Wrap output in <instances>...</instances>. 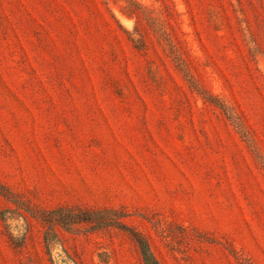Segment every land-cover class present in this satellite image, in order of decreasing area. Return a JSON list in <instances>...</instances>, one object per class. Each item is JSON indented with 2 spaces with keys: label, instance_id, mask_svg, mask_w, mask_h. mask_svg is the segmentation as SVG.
<instances>
[{
  "label": "rangeland",
  "instance_id": "rangeland-1",
  "mask_svg": "<svg viewBox=\"0 0 264 264\" xmlns=\"http://www.w3.org/2000/svg\"><path fill=\"white\" fill-rule=\"evenodd\" d=\"M232 109L241 126L207 97ZM264 264V0H0V264Z\"/></svg>",
  "mask_w": 264,
  "mask_h": 264
},
{
  "label": "trees",
  "instance_id": "trees-1",
  "mask_svg": "<svg viewBox=\"0 0 264 264\" xmlns=\"http://www.w3.org/2000/svg\"><path fill=\"white\" fill-rule=\"evenodd\" d=\"M207 99L218 106L237 126H241L238 117L231 112L232 109L230 107L223 104L218 98L208 96ZM124 217H126V214L118 210L86 211L76 208H58L43 213L41 215V220L48 226V231L45 235V240L48 245L53 242V228H56V226L66 230H74L82 224L91 225L94 229L116 227L128 232L132 236L139 248L143 264H160L151 250L148 240L142 234L136 232L120 220Z\"/></svg>",
  "mask_w": 264,
  "mask_h": 264
}]
</instances>
